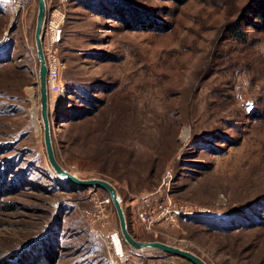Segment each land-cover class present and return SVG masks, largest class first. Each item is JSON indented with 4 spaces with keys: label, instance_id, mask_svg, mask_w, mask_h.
Listing matches in <instances>:
<instances>
[{
    "label": "rangeland",
    "instance_id": "obj_1",
    "mask_svg": "<svg viewBox=\"0 0 264 264\" xmlns=\"http://www.w3.org/2000/svg\"><path fill=\"white\" fill-rule=\"evenodd\" d=\"M44 1L46 13H64L62 95L48 98L58 163L111 183L139 241L207 264H264V20L251 11L261 1ZM36 15V0H0V264H123L114 237L130 260L190 264L130 248L111 201L94 217L107 193L51 169ZM167 171L171 199L194 213L153 238L130 206Z\"/></svg>",
    "mask_w": 264,
    "mask_h": 264
},
{
    "label": "built area",
    "instance_id": "obj_2",
    "mask_svg": "<svg viewBox=\"0 0 264 264\" xmlns=\"http://www.w3.org/2000/svg\"><path fill=\"white\" fill-rule=\"evenodd\" d=\"M63 1V0H61ZM19 7V2H14L11 8L16 9ZM64 21V13L59 9H54L52 12L46 13V20L42 29V50L46 62L47 74L46 84L47 92L54 97V94L61 92L59 85V70L61 62L56 57V45L60 42L62 33V23ZM171 173L165 172L162 183L153 192L142 193L133 198L136 201V206H130V210L134 209V215L142 230L156 238L159 234L169 231L176 227L181 216L194 213L192 210L181 205L178 201L171 199L169 194V187L171 182ZM110 199L107 197L101 200L98 210L95 211V219L104 218L102 205H109ZM105 224V223H104ZM114 236H118L115 234ZM113 238V237H112ZM115 254L123 258V264H143L137 259L130 260L123 255V250L118 251L115 243Z\"/></svg>",
    "mask_w": 264,
    "mask_h": 264
},
{
    "label": "water",
    "instance_id": "obj_3",
    "mask_svg": "<svg viewBox=\"0 0 264 264\" xmlns=\"http://www.w3.org/2000/svg\"><path fill=\"white\" fill-rule=\"evenodd\" d=\"M37 1V15H36V27L34 32V42L36 46L37 59L39 61L38 70V91H39V104H40V117L42 121L43 129V142L46 152L47 161L53 170V172L66 180L67 182L82 188H96L105 191L112 202L115 214L117 216L118 227L122 240L135 251H144L148 249H156L167 254H172L178 258L188 261L190 264H207L198 255L180 249L171 245H167L160 241H139L135 239L128 230L125 213L121 204V198L119 197L116 188L106 180L103 179H80L75 175L65 170L57 161L51 142L50 121L47 108L48 92L46 84L47 67L42 50V29L46 18V4L44 0Z\"/></svg>",
    "mask_w": 264,
    "mask_h": 264
},
{
    "label": "trees",
    "instance_id": "obj_4",
    "mask_svg": "<svg viewBox=\"0 0 264 264\" xmlns=\"http://www.w3.org/2000/svg\"><path fill=\"white\" fill-rule=\"evenodd\" d=\"M260 1H261V2H260V5H261V6L263 7V9H264V0H260ZM251 11L254 13V16H255L256 18H260V19H263V20H264V11L257 10L256 8H253ZM230 27H231V31H232L233 33H235V36H236V37H238V36H239V31H238V29H237V25H233V26H230ZM45 258H46L47 261H49V259H48L47 256H45ZM5 264H7V263H5Z\"/></svg>",
    "mask_w": 264,
    "mask_h": 264
},
{
    "label": "bare ground",
    "instance_id": "obj_5",
    "mask_svg": "<svg viewBox=\"0 0 264 264\" xmlns=\"http://www.w3.org/2000/svg\"><path fill=\"white\" fill-rule=\"evenodd\" d=\"M41 38H42V36H41ZM45 59V58H44ZM46 63V62H45ZM62 95V92H60V93H58V94H54V98L56 99V98H58L59 96H61ZM61 104H62V102H60ZM51 105H50V103L47 101V108H48V113H50V110H51V107H50ZM114 242H115V245H116V248H117V250L119 251H121L122 250V245H121V242H120V240L117 238V237H114Z\"/></svg>",
    "mask_w": 264,
    "mask_h": 264
}]
</instances>
